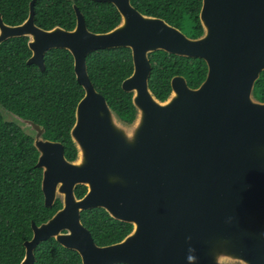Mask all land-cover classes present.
Masks as SVG:
<instances>
[{
    "label": "water",
    "instance_id": "obj_1",
    "mask_svg": "<svg viewBox=\"0 0 264 264\" xmlns=\"http://www.w3.org/2000/svg\"><path fill=\"white\" fill-rule=\"evenodd\" d=\"M35 1L20 24L8 25L0 14V43L27 37L26 63L41 71L48 50H67L84 92L70 130L75 161L61 142L43 138L41 125L9 115L34 133L44 205L61 201L45 222H31L19 264H32L34 249L48 238L75 251L82 264H264V102L252 94L264 70V0H201L202 33L195 38L130 0H93L111 3L120 15L106 32L90 31L75 5L72 29H43L34 23ZM116 47L132 57L121 82L137 111L130 124L117 118L87 73L90 52ZM156 50L202 59L204 80L190 88L175 75L169 96L158 100L148 85V55ZM76 185L87 187L81 198ZM91 208L131 231L97 245L80 219Z\"/></svg>",
    "mask_w": 264,
    "mask_h": 264
},
{
    "label": "trees",
    "instance_id": "obj_2",
    "mask_svg": "<svg viewBox=\"0 0 264 264\" xmlns=\"http://www.w3.org/2000/svg\"><path fill=\"white\" fill-rule=\"evenodd\" d=\"M29 2L0 0L3 21L8 25L20 24L28 15ZM130 3L142 14L160 17L182 32V22L188 17L192 27L186 35L195 38L202 33L198 19L201 0H130ZM73 5L84 15L86 26L92 32H106L120 22L117 9L108 2L36 0L34 23L43 29L59 26L70 30L76 20ZM27 41V37H14L0 43V107L4 112L41 125L44 138L61 142L65 157L73 160L76 149L70 129L76 104L84 92L75 78L73 58L65 49L48 50L44 55L45 68L41 71L34 64L26 63L31 54ZM148 57L149 89L160 101L169 96L173 76H183L190 88L198 87L205 78L207 67L200 58L162 50L153 51ZM86 66L94 88L120 119L131 122L135 117L132 95L121 88V82L133 68L130 49L92 51L86 56ZM252 94L254 99L264 102V70L255 81ZM37 156L32 136L0 112V264H19L24 255L23 243L32 235L31 222L39 225L61 207L59 198L51 207L44 205L42 170L36 166ZM74 191L79 198L86 187L77 185ZM80 219L99 246L120 241L132 229L129 223L111 218L102 208L83 210ZM32 264L82 263L75 251L48 238L34 249Z\"/></svg>",
    "mask_w": 264,
    "mask_h": 264
},
{
    "label": "flooded vegetation",
    "instance_id": "obj_3",
    "mask_svg": "<svg viewBox=\"0 0 264 264\" xmlns=\"http://www.w3.org/2000/svg\"><path fill=\"white\" fill-rule=\"evenodd\" d=\"M115 7V6H114ZM160 18V17H159ZM162 19V18H161ZM102 95V94H101ZM132 95V94H131ZM104 97V96H103ZM105 98V97H104ZM131 100H132V97H131ZM107 101V100H106ZM133 104V103H132ZM109 105V104H108ZM110 107V106H109ZM111 108V107H110ZM135 109V108H134ZM3 110V109H2ZM112 110V109H111ZM113 111V110H112ZM114 112V111H113ZM115 113V112H114ZM5 114H7V115H10V113H7V112H5ZM115 115L117 116V114L115 113ZM136 116H137V111H136V109H135V117H134V119L136 118ZM117 118L119 119V120H121L122 122H124V123H127V124H130V123H132L133 121H134V119L131 121V122H126V121H123L122 119H120L118 116H117ZM27 130L28 129H25V130H23L24 132H26V133H28L27 132ZM71 130V129H70ZM29 132H30V130H29ZM29 134V133H28ZM44 134V133H43ZM30 135L32 136V138H33V135H34V133L31 131L30 132ZM43 138H44V136H43ZM70 138H71V136H70ZM45 139H47V138H45ZM49 140V139H48ZM72 140V139H71ZM72 143H73V141H72ZM73 145H74V143H73ZM74 147H75V149H76V155H75V158L73 159V160H70V161H75L76 159H77V155H78V150H77V147L74 145ZM37 151V150H36ZM38 153V152H37ZM38 155H39V153H38ZM38 157V156H37ZM41 169V168H40ZM42 170V169H41ZM77 186V185H76ZM75 186V187H76ZM83 186H85V185H83ZM86 187V186H85ZM75 189V188H74ZM42 191V190H41ZM75 192V191H74ZM87 192V187H86V191H85V193ZM85 193L81 196V197H83L84 195H85ZM43 194V193H42ZM76 196V195H75ZM81 197H79V198H81ZM78 198V197H77ZM57 199H58V197H57ZM82 212V211H81ZM80 212V213H81ZM32 236V235H31Z\"/></svg>",
    "mask_w": 264,
    "mask_h": 264
},
{
    "label": "rangeland",
    "instance_id": "obj_4",
    "mask_svg": "<svg viewBox=\"0 0 264 264\" xmlns=\"http://www.w3.org/2000/svg\"><path fill=\"white\" fill-rule=\"evenodd\" d=\"M191 27H192L191 21L188 19V17H185V19H184V21L182 22V25H181V28H182L183 32L185 34H190L191 33ZM5 118L7 120H11L12 121V118L9 115L5 114ZM27 132L30 134L31 131L29 132V130H27ZM58 198H60V197H58ZM234 264H237V263H234Z\"/></svg>",
    "mask_w": 264,
    "mask_h": 264
},
{
    "label": "clouds",
    "instance_id": "obj_5",
    "mask_svg": "<svg viewBox=\"0 0 264 264\" xmlns=\"http://www.w3.org/2000/svg\"><path fill=\"white\" fill-rule=\"evenodd\" d=\"M189 259H191V257H189Z\"/></svg>",
    "mask_w": 264,
    "mask_h": 264
}]
</instances>
